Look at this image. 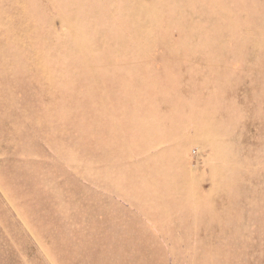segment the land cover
Segmentation results:
<instances>
[{"label":"rangeland","instance_id":"rangeland-1","mask_svg":"<svg viewBox=\"0 0 264 264\" xmlns=\"http://www.w3.org/2000/svg\"><path fill=\"white\" fill-rule=\"evenodd\" d=\"M0 264H264V0H0Z\"/></svg>","mask_w":264,"mask_h":264}]
</instances>
